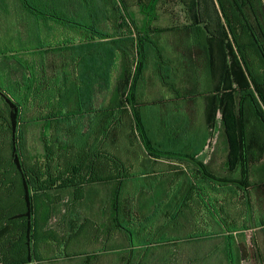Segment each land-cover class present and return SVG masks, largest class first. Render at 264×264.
I'll return each mask as SVG.
<instances>
[{
	"label": "trees",
	"instance_id": "1",
	"mask_svg": "<svg viewBox=\"0 0 264 264\" xmlns=\"http://www.w3.org/2000/svg\"><path fill=\"white\" fill-rule=\"evenodd\" d=\"M105 1L108 21L114 25L112 34L101 33L98 28L94 29L95 26L91 28L76 23L77 28L82 27L90 32L93 40L114 38L115 35L120 37L121 29L115 27L119 22L124 24L122 32L126 36L129 34L131 37L136 31L140 39L153 27L157 32L165 30L155 24L158 22V7L161 3H166V0H133L142 17L137 23L130 14L132 0ZM109 1L110 4L111 1L114 2L112 6ZM174 1L184 5L189 16V26L198 32L202 30L204 41L208 44L204 48V55L215 81L211 84V91L206 93V131L215 128L217 114L221 113V130L227 142V176H214L208 172L206 165L196 160L195 155L182 153L181 148L179 151L169 150L164 144L167 141L157 137V131L164 126L172 129L171 132H180L182 128L176 122L181 125L186 120V126V123H192V118L143 113L142 104L137 99L147 59L142 40H139L137 56L133 58V62L129 55L132 52L124 51L120 77L115 83L109 82L112 98L107 107H99V100L95 97V90L100 86V68L90 69V81L81 76L80 84L77 82L76 85L75 99L44 98L41 90H37L33 68L31 76L23 83L24 92L15 91L11 84L6 85L1 76L0 143H8L10 155L7 164H2L4 159L0 154V226L9 221L14 222L13 227L16 222L22 221V226L18 230L13 229L12 257L8 261L0 258V264L33 262L31 231L35 198L43 201L41 203H58L63 192L69 190L72 200L78 201L83 194L73 193L71 189L94 183L106 189L103 202L123 204L124 209H129L123 211L125 217L122 228L125 238L130 241L127 248L134 250L125 251L124 264H146L148 252L158 255L165 249H170L168 256L174 255V251H179L181 255L187 247L193 249L194 253L197 250L208 256L213 252L226 253V261L231 264H242L249 258L254 260L262 254L259 249L253 253L247 237L235 240L229 233L207 230L212 223H216L214 219L217 212L213 206L227 203L229 197L234 198L235 211L236 205H240L236 222L241 224L246 218V207L253 206L251 195L254 196L256 190L263 192L264 189V184L254 182L258 173L264 172L258 170L264 165V0ZM215 45L219 46L218 50ZM113 66L112 62L108 65L109 74L110 70H114ZM15 70L19 71L21 68ZM162 83L164 84L163 81ZM79 86L87 87L85 97L79 96ZM73 117L76 118L74 127L70 125L69 129H58L60 120L72 123ZM178 117L180 118L174 122L173 118ZM145 118L150 123H146ZM37 126L41 129V155L33 154L30 149L33 144L28 133ZM127 126L138 139L127 142L126 155L110 154L118 153V146H115L120 143L117 127ZM193 129L194 126H191L186 135ZM197 137L203 138L199 130ZM205 139H209V134L205 135ZM76 146L84 149L74 151ZM135 150L142 155L130 160L129 152L133 153ZM100 157L107 161L105 172L97 170ZM151 158L159 160L158 164ZM163 161L174 164L171 171L163 167L166 164ZM155 174L169 179L166 187L172 191L159 195L163 199L157 203L156 209L146 219L139 220L131 210L132 205L153 195L154 183L150 181L148 185L141 182ZM136 179L142 180L140 185H137ZM236 196H239L238 203ZM216 197L220 201L217 199L213 204L211 201ZM259 206L260 210H257L263 216V221L260 219V229H263L264 209L260 199ZM204 213H208V216H203ZM257 228L248 229L243 226L239 231L246 236L247 231ZM2 231L0 229V233ZM17 240L18 243L15 244ZM207 243H213L216 248L211 251ZM166 259L167 257L157 262L165 264ZM170 261L173 264H190L200 260L173 258ZM206 261L214 260L209 258ZM258 262L260 263V259L254 260L255 264H259Z\"/></svg>",
	"mask_w": 264,
	"mask_h": 264
},
{
	"label": "crops",
	"instance_id": "2",
	"mask_svg": "<svg viewBox=\"0 0 264 264\" xmlns=\"http://www.w3.org/2000/svg\"><path fill=\"white\" fill-rule=\"evenodd\" d=\"M93 1L94 8L91 7ZM131 2V18L137 23L141 19L139 8L133 0ZM88 3H90L89 6ZM106 4L105 0H84V2L83 0H0V77L2 76L5 84H11L15 91L24 92L23 83L31 76L34 69L37 90H41L44 98L75 99L76 85L77 82L80 84L81 76L90 81V69L100 68V86L95 90V97L99 100V107H107L112 98L109 82L115 83L120 77L124 51H131V56L135 54L137 56L139 40H142L146 52L153 54L149 55L151 61L148 59L145 63L137 92V99L142 104L143 113L147 115H195L200 103H203L205 94L202 95L200 103L196 99L188 103V101L183 102L182 99L186 96L180 91L189 87L192 82L188 77H193V75L201 76L205 73L210 84L214 81L213 72L211 73L205 60L204 48H207L208 44L204 41V32L194 30L189 26L190 22L185 21L182 23L183 30L161 27L165 30L157 32L153 27L140 39L136 31L131 37L129 34L126 36V33L122 32L124 24L119 22L115 27L121 29L120 37L115 35L114 38L93 40L91 33L86 32V29L82 27L77 28L76 23L88 25L91 28L95 26L94 29L98 28L101 33L112 34L114 25L108 21L109 14ZM183 14L186 17V8ZM162 52H164L163 55ZM155 58L157 60L154 61ZM111 62L114 63V70H110L109 74L108 65ZM15 68H21V70L17 71ZM23 68H29V70ZM79 68H84V70L80 71ZM132 71L134 73V67ZM148 72L147 80H145ZM149 77H152V80ZM161 80L168 87L173 86L170 84L177 85L172 89L175 93H169L168 100L163 95H166V89L169 88L163 83L161 85ZM142 81L146 82L143 83L144 93L140 90ZM153 81L155 85H152ZM144 85H146V91ZM50 87H52L51 90H49ZM86 89L87 87L79 86L81 92L79 96L85 97L88 91ZM160 90L162 93H159ZM47 92L51 95H46ZM156 94L159 101L153 99ZM157 105H159V110H153ZM75 121V117L72 118V123L60 120L58 129H69L70 125L74 127ZM204 124L199 130L202 131V139L180 141L179 145L172 144L170 141L164 144L169 150L177 146L181 148L182 153L195 155L196 160L206 165L208 172L214 175L215 172L207 166L204 155L206 148L215 145L218 141H213L214 144H212L211 139H205L208 133L206 123ZM84 125L88 128L86 123ZM35 129L41 133L38 126ZM223 141L226 155L227 142L225 139ZM98 162L100 166L97 170L105 172L107 168L105 158H98ZM163 162L172 164L169 161ZM168 170L171 171V169ZM71 191L82 193L83 197L71 202L72 198L69 197L71 192L68 190L65 191L66 197L63 202L35 204L31 231L33 262L30 264H124L125 251L134 250L127 248L130 241L125 238L122 228L125 217L123 211L129 209H124L123 204L113 205L103 202L106 189L98 183L95 186L86 185L82 188L71 189ZM171 191V188L165 187L162 190H155L153 195H165ZM161 198L163 199L159 197L156 203L161 201ZM217 199L220 201L219 197H216L211 202L216 203ZM226 202L233 206L235 199L229 197ZM156 203L148 213L144 212L146 210L141 201L133 204L131 210L139 220L146 219L156 209ZM41 210H46L44 215L40 213ZM48 211L51 213L48 214ZM119 223L120 226H118ZM13 225L14 222L9 221L0 226L3 230L0 233V258L4 260L10 259L13 255L11 236L13 229L18 230L22 226V221L16 222L14 227ZM247 242H249L248 238ZM17 243L18 240L15 241V244ZM179 253V251H174V255L168 256L170 249L161 250L158 255L155 253L151 255L148 252L146 264H161L157 261L164 260L166 257L165 264H173L170 261L173 258H198L200 260L197 263L192 261L193 263L190 264H231L230 261H226L227 254L222 252H213L208 256L204 252L194 253L193 249L190 250L187 247L181 255ZM261 255L256 256L255 259H260V264H263L264 260ZM209 258L214 261H206ZM254 260L249 258L242 264H255Z\"/></svg>",
	"mask_w": 264,
	"mask_h": 264
},
{
	"label": "rangeland",
	"instance_id": "3",
	"mask_svg": "<svg viewBox=\"0 0 264 264\" xmlns=\"http://www.w3.org/2000/svg\"><path fill=\"white\" fill-rule=\"evenodd\" d=\"M85 1H89V0H85ZM83 2H84V0H83ZM113 3L114 2L111 1V4H110V1H109V5L112 6ZM89 4L90 3H88L87 5L89 6ZM91 7L92 8L95 7L94 1L92 2ZM183 10L185 11L184 5L179 4L178 2H176L174 0H171V1L166 0V3H161V5H159V7H158V12L156 14L157 18H158V22L155 25H157L159 27H169V28H175V29L177 28L179 30H183L182 29V23H184L185 21H186V23L190 22L189 16L186 15V17H185V15L183 14ZM141 19H142V17H141ZM218 47H219L218 45H215V48H217L216 50H218ZM163 54H164V52H162V55ZM194 54H196V52H194ZM149 55L151 56L153 54H150L147 51L146 52V58H147L146 61H148V59L149 60L151 59V57ZM134 57H136V54H135V56H130L131 62H133ZM148 57H150V58H148ZM153 60L155 61L157 59L155 58ZM147 74H149V72L146 73L145 80H147ZM188 76H190V75H188ZM155 77H157V76H155ZM149 78H151V80H152V77H149ZM188 78L191 80V82L193 84L191 83L188 88L185 87L184 89H181V91H180L181 94L186 96V97H183L185 99L181 98L183 100V102L188 101V103H191V102H194L196 99L200 103L203 94H205V96H204L205 98L202 101L203 103H200L198 110L195 113V115H193V114L185 115V116H188L189 118H192V123H188L190 125H188L186 123V126H185L186 120H184L185 122L183 124L181 123V125H180V123H178L177 120L181 116L178 118H173L174 122L177 121L176 125L178 127L180 126L182 128V130L180 132H178V133H174V131L171 132L172 129L168 128L167 126H164L163 129H160V131L159 130L157 131V137H159V139L162 138L163 140H165V142L170 141V143L172 142V144H178L179 145L178 142H180V141H186V140L201 138V137H197V132H198V130L201 129L202 126L205 125L204 123H205L206 96H207L206 93L211 91V86H210L211 84L209 82V78L206 76L205 73L201 74V76L198 74L197 76L193 75V77L191 76ZM144 82L145 81L141 82L142 86L140 87V90L143 93H144V90H143V83ZM160 83L162 85V81H160ZM152 85H155L154 81L152 82ZM161 85L159 84V86H161ZM163 85L166 86L165 84H163ZM170 85H173V86H170ZM170 85H169L170 87L166 86L169 89L168 90L166 89V95L165 94L163 95V97L166 96V99L170 96L169 93H171V94L175 93V92H172V89L177 87V85L175 86L174 84H170ZM144 89L146 91V85H144ZM159 93H162V90H160ZM154 98L156 99V101H159V100H157V94L155 95V97H153V99ZM83 108H84V106H83ZM143 110H144V108H143ZM153 110H155V111L159 110V105H157L156 108H154ZM164 115L168 116V114H164ZM221 117H222L221 113H218L215 128L212 131L207 130L208 134H209V139H211L212 144H214L213 141H215V142L218 141V142L215 145H211L210 147L206 148L204 160H206L205 162H206L207 166L210 168V170L215 172L214 175H217L218 177H225V176H227V173H226L227 154L225 155V153H224V150L226 149V147L223 144V142H224L223 140L225 138L223 137L222 130H221ZM170 119L171 118L169 117L168 120L170 121ZM145 120H146V123H148V122L150 123L148 118H145ZM192 125H194L195 129L191 130L190 134L186 135L187 130L189 128H191ZM117 129H119L118 134H119L120 143H118L115 146H118V153L110 152V154L123 156V155H126V148H127L126 144H127V142L130 140H132V141L137 140L138 138H137V135L133 136V134H131L132 129L129 128L128 126L124 127V128L123 127H117ZM151 133H152V130H151ZM28 134H29V139H30L31 143L33 144V147L30 148L32 150L31 152L33 154L37 153V154L41 155L43 153V148L39 144L40 141L38 140L39 139L38 137H40V132H38L34 128L33 130H30V132ZM153 141L155 142L156 140H153ZM81 149H84V148L80 147V146H76L74 151L75 150L78 151ZM171 149L179 151L180 147L173 146V147H171ZM74 153H75V155H77L76 152H74ZM0 154L4 159L2 161V164H4V163L7 164V160L9 159V155H10V148H9L8 143H6V145L0 143ZM129 155H131L129 157L130 160H135V157L141 156L142 154L135 150L133 153H132V151H130ZM151 160H154L156 162V164H158V162H159V160H155L153 158H151ZM163 167L166 169H172L174 167V164L167 163ZM258 170H260L262 172L264 170V165H261L258 168ZM258 174L259 175L255 178L254 182L259 184V185L264 184V172H262V174H260V173H258ZM136 180H132V181H136ZM141 181L142 180H137V182H136L137 185H140L139 183ZM150 181H152V183H154L152 186V188H154L153 190H162L163 188H165L167 186L169 179L165 178L161 174H155L152 178H150L148 180H143L141 183H148V185H149ZM95 184H97V183L92 184V186H95ZM143 187H146V186H143ZM147 187H150V186H147ZM149 189H151V188H149ZM86 190L89 191L88 187H86ZM251 190L253 191L252 188H251ZM257 191L258 190H256V192L254 191L256 193V194H254V196L251 195V201L253 202V204H252L253 206H251V208H248L249 206L246 207L247 208V209H245L246 218L244 221L241 222V224L236 222V218H237L236 216L238 215V211L240 210V208H239L240 205H236V207H237L236 208L237 212H236L234 210L233 206H231L228 203H223V204H220L217 206H213L214 211L217 212V215L215 216L214 221L216 220L218 228L216 227V223H212L207 231H211V232L219 231L221 233H229L230 236H232L235 240H238V238L242 239L243 237H247L248 239H250L248 245L250 246L253 253H255V251H257V249H259V251L262 252L263 260H264V233H263L264 228L260 229L261 228L260 226L262 225L260 219H262L263 216L258 211V210H260L259 199H260V202L263 203V209H264V189H263V192L262 191L257 192ZM64 192H63V197L61 198L60 202H63L65 200L66 196H65ZM141 192H143V191H141ZM146 192H148V190ZM87 193L88 192H86V194ZM241 196H242V193H240V198H242ZM158 197L159 196H157V195H151V196H147L141 200V203H143V207L146 210L144 212H147V213L150 212V210L153 208L154 204L159 199ZM238 197L239 196L235 197L237 200V203L239 201ZM41 202H43V201L39 200V198H35V204H39ZM71 202H73V200ZM210 207H212V206H210ZM45 211L46 210H41L40 213H42L44 215ZM49 213H51V211H48V214ZM234 214H235V216H234ZM206 215L208 216V213H204L203 216L206 217ZM262 221H263V219H262ZM243 226H245L248 229H252V228L254 229L255 227H258V228L256 229L257 231L256 230L247 231L246 236H244L242 234V231H239L240 228ZM199 230H201V229H199ZM199 233H201V232H199ZM255 237H256V239H255ZM197 245H200V244H197ZM206 245H207L208 249H210L211 251H212V248H216V246H214L213 243H207ZM195 252H197V250H195ZM46 264H49V263H46ZM263 264H264V262H263Z\"/></svg>",
	"mask_w": 264,
	"mask_h": 264
}]
</instances>
